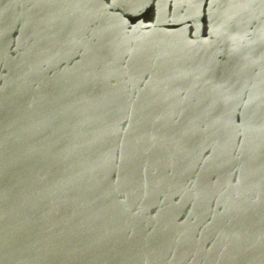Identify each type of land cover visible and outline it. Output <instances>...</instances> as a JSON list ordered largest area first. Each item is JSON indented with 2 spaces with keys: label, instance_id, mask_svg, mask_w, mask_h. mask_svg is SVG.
Wrapping results in <instances>:
<instances>
[{
  "label": "water",
  "instance_id": "obj_1",
  "mask_svg": "<svg viewBox=\"0 0 264 264\" xmlns=\"http://www.w3.org/2000/svg\"><path fill=\"white\" fill-rule=\"evenodd\" d=\"M0 264H264V0H0Z\"/></svg>",
  "mask_w": 264,
  "mask_h": 264
}]
</instances>
